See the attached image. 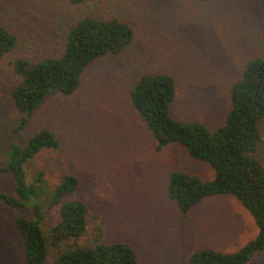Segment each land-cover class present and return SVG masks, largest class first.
Returning <instances> with one entry per match:
<instances>
[{
	"label": "rangeland",
	"instance_id": "obj_1",
	"mask_svg": "<svg viewBox=\"0 0 264 264\" xmlns=\"http://www.w3.org/2000/svg\"><path fill=\"white\" fill-rule=\"evenodd\" d=\"M82 18L125 21L134 40L90 64L74 94L52 90L19 128L23 115L11 93L20 77L13 62L60 58L69 30ZM0 27L18 39L0 62V165L14 146L25 147L42 131L53 132L59 143L24 166L37 201L23 208L0 202V264H26L18 218L39 221L49 246L44 264L55 263L50 230L60 206L50 207L51 195L65 176L80 180L72 199L99 217L102 242L132 246L138 264H189L198 250L233 254L257 237L250 212L232 196L206 198L181 213L167 195L170 175L179 171L209 182L215 171L182 146L157 151L130 94L144 76L169 75L176 85L171 117L217 131L231 109V86L249 62L264 59V0H0ZM260 128L255 157L264 162V119ZM0 190L13 194L14 179L0 175ZM249 264H264V252Z\"/></svg>",
	"mask_w": 264,
	"mask_h": 264
},
{
	"label": "trees",
	"instance_id": "obj_2",
	"mask_svg": "<svg viewBox=\"0 0 264 264\" xmlns=\"http://www.w3.org/2000/svg\"><path fill=\"white\" fill-rule=\"evenodd\" d=\"M134 32L130 24L118 19L82 18L69 30L60 58L49 57L40 62L15 60L13 70L20 83L12 89L11 96L23 115L19 128L52 90L74 94L86 68L105 55L123 52L133 42ZM17 46V37L0 27V62ZM175 97V81L166 74L142 77L130 94L134 108L158 142L157 151L171 145L182 146L192 159L209 165L215 177L208 182L173 172L167 187L168 198L187 215L206 198L232 196L250 212L259 231L254 240L236 253L198 250L189 264H249L255 255L264 252V162L255 157L263 141L260 122L264 119V59L249 62L243 77L231 86L227 121L215 132L201 123L173 119L170 108ZM58 147L51 131L38 133L25 147L14 146L7 162L0 165V175L14 179L15 192L0 190V202L11 208H23L32 198L37 201V190L27 183L24 166L43 149ZM80 184L77 177L65 176L51 195L50 207L60 206V220L50 230L51 244L57 250L54 264H138L132 246L102 242L99 217L89 211L84 201L72 199ZM16 226L24 240L26 264H44L49 246L39 221L18 218ZM91 235L93 240L89 239Z\"/></svg>",
	"mask_w": 264,
	"mask_h": 264
}]
</instances>
